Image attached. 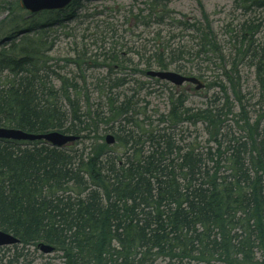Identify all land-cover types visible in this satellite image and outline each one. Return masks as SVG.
<instances>
[{
	"label": "trees",
	"instance_id": "1",
	"mask_svg": "<svg viewBox=\"0 0 264 264\" xmlns=\"http://www.w3.org/2000/svg\"><path fill=\"white\" fill-rule=\"evenodd\" d=\"M9 10L13 19L0 27V127L80 139L63 149L0 140V231L19 241L12 258L0 248V264H18L40 244L54 247L60 264H264V42L253 39L260 26L241 25L243 58H224L207 22L190 29L200 35L197 56L211 58H189L195 48L184 46L137 62L113 51L65 59L79 69L70 79L51 64L54 45L43 30L52 20L39 21L17 3ZM246 58L259 85L258 110L242 91ZM201 61L222 76L205 85L218 93L203 108L177 90L155 122L130 116L131 98L109 101L107 119L98 111L91 117L84 105L87 88L79 83L87 68L107 67L103 81L112 92L128 84L127 72L210 79ZM117 118L118 129L109 130L116 144L108 146L100 124ZM201 124L206 140L188 141Z\"/></svg>",
	"mask_w": 264,
	"mask_h": 264
},
{
	"label": "rangeland",
	"instance_id": "2",
	"mask_svg": "<svg viewBox=\"0 0 264 264\" xmlns=\"http://www.w3.org/2000/svg\"><path fill=\"white\" fill-rule=\"evenodd\" d=\"M241 1L243 0H75L65 10L42 12L34 17L38 16L36 19L45 23L52 20L43 30L54 45L50 54L51 64L63 76L74 79L78 76L79 69L76 65L67 64L64 61L67 58H104L103 54L116 51L124 58H132L137 62L141 54L149 56L166 46L172 50H177L180 46L193 49L198 45L200 35L190 28L193 25L201 28L207 22L222 46L224 58L228 61L243 58L241 38H237L240 27L244 22L260 26L253 39L257 45L262 44L264 8L245 5ZM19 2L20 0H0V27L4 28L13 19L9 8L15 3L19 5ZM198 51L195 48L188 57H212L207 54L197 56ZM249 60L246 58V62L239 66L242 91L251 100L250 105L257 106L260 100L259 85L255 69L248 65ZM201 66L206 70L207 78H210L202 80L205 85L221 76V72L215 67L208 69L202 61ZM84 72L86 83L83 85L81 81L79 88H87L85 94L88 95L89 102L84 105H87V112L93 118V113L96 114L97 111L99 114L102 112L106 119L109 117V101L122 102L131 98L134 111H131L130 116L133 114L134 119L139 122L145 119L155 122L158 114L168 113V96L172 90L186 94L188 105L196 108H203L218 93L215 88L196 91L194 86L189 85L178 90L170 83L156 82L141 75L134 76L132 72H127L130 76L127 77L129 82L126 86L111 92L107 89V82L103 81L109 72L107 67L87 68ZM114 74L115 77L125 78V73ZM141 83H145V86L141 87ZM258 109L259 106L255 108ZM121 120L122 118H117L116 123L112 121L108 125L100 124V129L103 133L108 130L104 133L105 136L112 134V130L118 129ZM230 126L236 134H240V129L234 122H230ZM196 128H191L192 136H188V141L194 142L197 139L198 144H202L206 140L202 139V124ZM110 129L112 130L109 131ZM2 253L8 259L12 258L16 250L7 247ZM60 258L61 255L56 252L46 255L37 248H31L23 252L18 264H60Z\"/></svg>",
	"mask_w": 264,
	"mask_h": 264
},
{
	"label": "water",
	"instance_id": "3",
	"mask_svg": "<svg viewBox=\"0 0 264 264\" xmlns=\"http://www.w3.org/2000/svg\"><path fill=\"white\" fill-rule=\"evenodd\" d=\"M73 1L74 0H21L20 7L34 15L44 11L63 10ZM147 76L169 82L177 88L182 87L185 83L196 85L197 91H200L204 88V85L198 79L193 77H185L172 71H149L147 72ZM0 140H10L17 142L45 141L55 148H64L68 144H73L79 140V138L59 132L31 134L17 129H7L0 127ZM106 142L108 145H113L115 143L114 136L108 135ZM17 244H19V241L13 235L0 231V248L15 246ZM39 249L44 254H51L55 251L54 247L45 244H40Z\"/></svg>",
	"mask_w": 264,
	"mask_h": 264
}]
</instances>
